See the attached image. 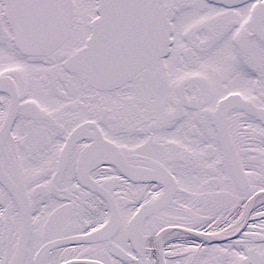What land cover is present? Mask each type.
<instances>
[{
  "label": "snow or ice",
  "instance_id": "snow-or-ice-1",
  "mask_svg": "<svg viewBox=\"0 0 264 264\" xmlns=\"http://www.w3.org/2000/svg\"><path fill=\"white\" fill-rule=\"evenodd\" d=\"M0 264H264V0H0Z\"/></svg>",
  "mask_w": 264,
  "mask_h": 264
}]
</instances>
